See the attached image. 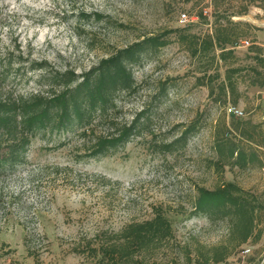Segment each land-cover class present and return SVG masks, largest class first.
Masks as SVG:
<instances>
[{
	"label": "rangeland",
	"instance_id": "1",
	"mask_svg": "<svg viewBox=\"0 0 264 264\" xmlns=\"http://www.w3.org/2000/svg\"><path fill=\"white\" fill-rule=\"evenodd\" d=\"M210 3L0 0V72L22 55L25 66L47 60L60 72L81 73L129 44L176 30L167 46L134 68L136 89L122 94L118 105L122 122L149 109L152 134L134 138L113 156L82 160L76 159V141L50 149L52 144L36 139L27 166L0 174V264H95L82 253L86 239L151 218L155 208L165 212L174 238L145 260L187 264L183 250L194 255L198 246L220 245L229 235L228 221L210 222L194 213L198 189L232 182L264 200V167L257 162L247 168L231 165L215 147L216 134L228 136L264 158V145L256 144L264 138V10L252 6L246 16L234 18L250 24L242 25L248 30L242 40L250 46L239 42L232 53L222 55L217 47L194 54L182 36L204 37L214 30ZM201 11L206 19L199 18ZM164 81L168 91L159 99ZM14 82L0 83V100L34 89L32 79L26 87ZM229 107L243 115L229 114ZM190 125L198 129L185 147L173 152L159 147ZM259 228L257 242L251 240L221 264H264V216Z\"/></svg>",
	"mask_w": 264,
	"mask_h": 264
},
{
	"label": "trees",
	"instance_id": "2",
	"mask_svg": "<svg viewBox=\"0 0 264 264\" xmlns=\"http://www.w3.org/2000/svg\"><path fill=\"white\" fill-rule=\"evenodd\" d=\"M232 2L211 0L215 17L211 33L197 38L182 36L194 54H205L217 47L223 50L222 55L232 53L233 48L245 41L242 38L247 36L248 30L242 25L250 27V24L234 18L246 16L252 6L258 5L264 10V0H242L238 6ZM199 18L207 17L201 11ZM174 31L129 44L81 73L73 70L60 72L47 60L31 61L25 66L22 55L16 62L10 60L2 65L0 83L13 78L16 83H21L20 86L26 87L32 79L34 89L0 100V174L16 172L27 166L28 152L36 139L52 144L50 149H60L76 141L80 143L74 148L76 159L82 160L113 156L134 138L152 134L149 109L142 110L131 121L122 122L117 114L118 105L122 94L136 89L134 68L148 55L167 46L169 35ZM254 49L256 53L261 52L258 45ZM29 73L41 74L34 78ZM166 84V81L160 83L159 99L168 91ZM229 84L234 90L233 84ZM197 129V126L190 125L181 136L159 144V147L165 148L166 152L183 148ZM226 137L216 134L215 147L225 153L227 163L247 168L257 162L264 167V158L256 152L249 153L251 145L245 146ZM247 137L248 141L256 142ZM262 139L256 142L258 147L264 145ZM193 208L196 215L205 216L210 222L228 221L229 235L220 245L198 246L194 255L183 250L187 264L225 263L238 249L251 240L257 242L262 236L259 225L264 216V200L235 183L222 181L214 189H198ZM173 238L171 222L161 208H155L151 218L131 221L117 233L102 232V236L86 239L82 253H88L86 256L90 255L95 264H149L145 256Z\"/></svg>",
	"mask_w": 264,
	"mask_h": 264
},
{
	"label": "built area",
	"instance_id": "3",
	"mask_svg": "<svg viewBox=\"0 0 264 264\" xmlns=\"http://www.w3.org/2000/svg\"><path fill=\"white\" fill-rule=\"evenodd\" d=\"M181 21H182V22H186V21H187V16H186V14H182V15H181ZM242 43H243V46H250V45H251L250 42H249L248 40H245V41H243ZM242 43H241V44H242ZM227 111H228L229 114H236V115H238V116H242V115H243V111H242L241 109H238V108H235V107H229V108L227 109ZM245 252L247 253V252H249V250H246Z\"/></svg>",
	"mask_w": 264,
	"mask_h": 264
}]
</instances>
